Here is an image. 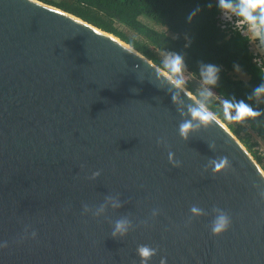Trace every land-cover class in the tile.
<instances>
[{"label":"water","instance_id":"95a60500","mask_svg":"<svg viewBox=\"0 0 264 264\" xmlns=\"http://www.w3.org/2000/svg\"><path fill=\"white\" fill-rule=\"evenodd\" d=\"M195 101L115 36L0 0V264H264V172L218 118L181 137Z\"/></svg>","mask_w":264,"mask_h":264},{"label":"trees","instance_id":"16d2710c","mask_svg":"<svg viewBox=\"0 0 264 264\" xmlns=\"http://www.w3.org/2000/svg\"><path fill=\"white\" fill-rule=\"evenodd\" d=\"M58 8L111 34L171 75L163 66L167 53L184 57L185 71L202 84L200 67L215 64L219 81L207 101L209 109L227 126L264 171L263 157L253 137L264 148V115L244 122L226 121L221 101H243L264 113V96L253 90L264 84V63L257 62L249 38L238 30L246 23L230 13L225 17L218 0H37ZM242 75L245 79L239 78ZM196 97L199 93L187 84Z\"/></svg>","mask_w":264,"mask_h":264},{"label":"clouds","instance_id":"9594fccd","mask_svg":"<svg viewBox=\"0 0 264 264\" xmlns=\"http://www.w3.org/2000/svg\"><path fill=\"white\" fill-rule=\"evenodd\" d=\"M218 7L227 13H232L241 18L242 22L248 25V29L253 37L259 40L261 46H264V0H218ZM163 66L168 70L170 80L173 86L180 88L184 84L183 72L185 70L184 57L179 53L169 52L166 54ZM220 68L215 64H202L200 67V78L204 87L199 92V97L189 106L190 119L185 120L180 125V134L182 138L187 139L190 133L200 126H208L217 122L216 113L212 112L207 101L214 96L212 88L219 81ZM253 95L257 97L264 96V84L257 86L253 90ZM175 99V98H174ZM222 110L226 121L244 122L254 120L261 115V111L253 108L251 105L243 101L222 100ZM227 157H221L219 160L212 161V170L214 173H221L229 167ZM193 215H201V210L193 207L191 209ZM231 226L230 217L224 212H219L212 226L211 233L213 236H221ZM127 231V223L125 221L117 222L114 235L116 233L123 234ZM157 249L147 245L137 247V255L141 258L142 264L156 255ZM160 264H167V259L162 257Z\"/></svg>","mask_w":264,"mask_h":264},{"label":"rangeland","instance_id":"374dc122","mask_svg":"<svg viewBox=\"0 0 264 264\" xmlns=\"http://www.w3.org/2000/svg\"><path fill=\"white\" fill-rule=\"evenodd\" d=\"M225 17L227 19H230V15H228V13L225 14ZM254 44V42H253ZM253 49L256 51V46L255 44L253 45ZM257 52H258V56H259V59L260 57L262 58V62L264 63V49L262 48H259L257 49ZM239 78H242V79H245V77H243L242 75L239 76ZM183 80H184V84L182 85L183 88L186 89V85L189 84L191 85L192 89H194L196 92H200L201 89L204 87L203 84H201L200 82L196 81L195 79H193L185 70L183 72ZM187 90V89H186ZM188 91V90H187ZM189 93H191L190 91H188ZM192 94V93H191ZM194 96V95H193ZM195 97V96H194ZM196 98V97H195ZM225 127L227 128V126L225 125ZM253 142H256L257 145H259L257 148L258 149V153H259V150L262 148L261 146V143L258 141V139L254 138L252 139ZM264 172V171H263Z\"/></svg>","mask_w":264,"mask_h":264},{"label":"built area","instance_id":"2783aa9c","mask_svg":"<svg viewBox=\"0 0 264 264\" xmlns=\"http://www.w3.org/2000/svg\"><path fill=\"white\" fill-rule=\"evenodd\" d=\"M228 15H230V13H228ZM237 26H238L237 30L242 35H246L249 38V48L251 51L254 52V54L256 56L257 54H256V51L253 49V45L255 44L256 48H259L260 46H259V44H257L256 39L253 37V35L249 31L248 25H244L245 29L242 27V23L238 24ZM253 42H254V44H253ZM257 57H258V58H256L257 62H259V64H261V57H260V59H259V56H257ZM259 154L261 155V157H263V161H264V148L263 147L259 150Z\"/></svg>","mask_w":264,"mask_h":264}]
</instances>
